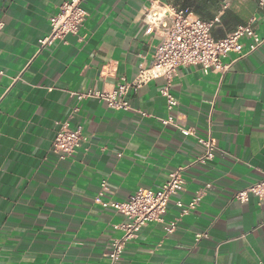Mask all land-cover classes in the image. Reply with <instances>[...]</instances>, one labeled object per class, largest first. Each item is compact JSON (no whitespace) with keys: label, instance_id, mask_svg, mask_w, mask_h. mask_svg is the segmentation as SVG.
I'll list each match as a JSON object with an SVG mask.
<instances>
[{"label":"crops","instance_id":"obj_1","mask_svg":"<svg viewBox=\"0 0 264 264\" xmlns=\"http://www.w3.org/2000/svg\"><path fill=\"white\" fill-rule=\"evenodd\" d=\"M67 1L0 0V264H111L109 242L121 236L113 226L127 220L109 204L155 190L178 168L183 190L171 197L164 222L143 226L115 264H264V198L233 199L264 175V42L243 58L227 54L224 75L180 68L168 84L178 101L175 125L161 124L168 116L163 78L131 88L128 111L69 96L111 91L151 67L161 35L144 18L157 5L217 20L214 40L251 20L263 38L264 7L254 0H86L77 35L40 47ZM63 122L88 142L59 161L51 143ZM178 127L213 138V158L195 163L204 149ZM196 195L197 208L179 217L175 203Z\"/></svg>","mask_w":264,"mask_h":264},{"label":"built area","instance_id":"obj_2","mask_svg":"<svg viewBox=\"0 0 264 264\" xmlns=\"http://www.w3.org/2000/svg\"><path fill=\"white\" fill-rule=\"evenodd\" d=\"M254 1L260 8L264 7V0ZM85 2L86 0L64 2L59 7L57 14L50 17V33L39 40V46H50L57 40L62 41L67 35L76 36L87 16L83 8ZM154 3H156L155 0H152L151 4ZM156 8L154 12H147L144 18L149 27L152 21L155 22L161 35V43L155 50L151 67L140 70L131 82L122 79L121 83L111 91L70 92V97L77 100L95 99L105 102L110 109L128 111L131 108L126 100V95L131 88H139L154 79L163 78L166 85L160 89L159 93L166 100L168 116L161 120V124L163 126L175 125V120L171 114L177 107L178 101L170 93L168 84L180 68L199 66L205 72L224 75L230 67V64L222 62L227 54L235 53L238 58H243L256 51L264 42V37L261 38L257 31L252 28V20L246 25L238 26L223 39L214 40L210 36V29L217 20L205 22L186 11L160 5H157ZM2 27L3 24L0 22V30ZM244 39L250 40L247 46L242 43ZM244 49L246 50L244 51ZM0 75H2V71H0ZM141 116L146 115L141 114ZM178 129L181 134L195 138L197 143L203 147V154L196 158L195 163L204 164L213 158L215 151L213 138L199 139L195 137L192 129L180 127ZM87 142L88 139L81 133L80 128L71 127L68 122H63L52 140L51 152L59 161H63L76 154ZM182 170L183 168H178L173 171L167 181L155 190L139 189L127 201L109 204L127 220L125 223L113 226L114 230L121 232V236L117 239H111L109 242L108 258L111 264L118 261L125 245L136 237L143 226L150 222H164L167 205L171 197L183 190ZM206 187L208 188L209 185ZM101 188L102 190L105 189L104 183L101 184ZM250 197L259 200L264 198V175L259 181L233 195V199L240 203L247 202ZM96 201L101 203L99 198ZM200 201V195L194 196L187 204L177 201L175 205L178 208L179 217L193 212ZM102 205L107 206L105 203ZM175 227L176 220L170 222L165 229L167 232H172ZM206 236L205 233L197 234L196 241Z\"/></svg>","mask_w":264,"mask_h":264}]
</instances>
